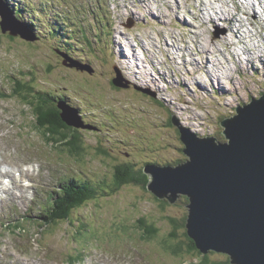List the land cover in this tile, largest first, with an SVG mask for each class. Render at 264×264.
<instances>
[{
  "label": "rangeland",
  "instance_id": "rangeland-1",
  "mask_svg": "<svg viewBox=\"0 0 264 264\" xmlns=\"http://www.w3.org/2000/svg\"><path fill=\"white\" fill-rule=\"evenodd\" d=\"M8 2L27 5L23 16L35 20V31L27 19L18 18L19 30L32 40L3 33L0 25V183L4 191L14 182L30 191L0 201V264H232L222 253H208L207 262L198 249L188 250L182 198L163 204L135 183L105 187L53 225L42 226L38 204L61 196L68 176L109 186L119 165L137 170L186 161L172 113L192 134L224 141L220 122L264 93V0ZM100 21L109 29L96 41ZM62 41L78 50L64 54ZM119 75L133 88L113 85ZM22 83L53 94L48 109L66 102L63 113L91 125L78 129L83 154L37 128L35 109L26 104L33 95L15 92ZM141 219L156 227L155 235L143 237Z\"/></svg>",
  "mask_w": 264,
  "mask_h": 264
},
{
  "label": "water",
  "instance_id": "water-1",
  "mask_svg": "<svg viewBox=\"0 0 264 264\" xmlns=\"http://www.w3.org/2000/svg\"><path fill=\"white\" fill-rule=\"evenodd\" d=\"M0 16L3 33L34 39L19 30L4 0ZM113 83L129 85L121 75ZM235 111L220 122L224 141L192 134L172 113L187 159L177 165L148 164L144 170L148 189L159 198L171 204L188 198L187 234L203 255L217 252L232 264H264V93ZM63 120L88 127L78 115L71 119L64 112Z\"/></svg>",
  "mask_w": 264,
  "mask_h": 264
},
{
  "label": "trees",
  "instance_id": "trees-1",
  "mask_svg": "<svg viewBox=\"0 0 264 264\" xmlns=\"http://www.w3.org/2000/svg\"><path fill=\"white\" fill-rule=\"evenodd\" d=\"M6 5L10 8L11 12L15 14L17 18L21 19H27L29 22H26L27 26L29 27L30 30L35 31L34 29V19H28V17L23 16L25 14V11L27 10V5L24 6H16L15 4H11L8 2V0H4ZM20 3V2H19ZM22 5V4H21ZM31 6V4H29ZM28 13V11H27ZM34 13V12H33ZM38 19V18H37ZM34 20V21H33ZM108 27L110 23H107ZM107 25L102 23L100 21V24L97 28V35L95 37L96 41L99 40L103 35L104 32L102 30L106 31V34L108 33V29L106 28ZM62 29V27H60ZM63 32V29L61 30ZM39 33V32H38ZM67 35L68 33L65 32ZM35 34V33H33ZM59 34H54V38L57 39ZM71 35V34H70ZM57 36V38H56ZM86 39L87 38H92L89 37L87 34H85ZM72 37V35H71ZM93 39V38H92ZM91 45H94V42L90 39ZM63 44V53L68 55L69 50L74 52L77 47L72 43H65L61 42ZM74 47V49L72 48ZM61 50V49H60ZM78 50V49H77ZM31 80H34L31 78ZM114 78L112 79V84ZM20 84V83H19ZM16 87L15 92H19L24 89V93H27L28 95H33L34 98H31L30 100L26 101V104L33 105V108L35 109L34 111V116L39 119L37 128L42 129L44 131V134H46L49 137L50 141L53 142H63L64 146L67 147L69 152L71 154H76L80 155L81 153L83 154L84 148H83V137L80 135V131L78 130L79 128H85V127H77L74 125H68L64 120H63V110L60 108L59 103L56 101L55 103L57 104L58 107L54 108L55 112L51 110L50 108L48 109L47 103L51 106L52 103L51 101H55L56 98L53 96V94L49 93L48 90L38 88L36 85H26L25 83H22V85H19ZM130 85V84H129ZM133 88V85H130ZM26 91V92H25ZM51 100V101H50ZM37 102V103H36ZM66 107H69L70 105L67 104L66 102H63ZM246 104V103H245ZM75 111V110H74ZM79 116V115H78ZM171 120L169 121L170 124L173 123V118L172 116ZM85 124V123H84ZM171 124V125H172ZM87 125V124H86ZM89 128L91 125H87ZM71 129H74L76 132L71 133L70 135L68 134V131ZM67 131V133H65ZM179 131V129H178ZM58 139H62L58 140ZM57 144V143H55ZM184 162V161H182ZM180 160L176 161L174 163L175 165L182 163ZM170 164V163H169ZM148 165V164H147ZM145 166L141 167L140 169L133 170L131 168V164H124L122 166H117L115 169V179L113 185L106 184L104 181L97 182V185H92L91 180H77L74 177H68L67 180L62 183L64 187V197H60V195H54L52 197V200L47 201L45 204H41V212L44 223L42 226L46 225H53L58 223L61 220H68L69 217L72 215L74 210L81 209L82 207H85L86 204L89 203V201L92 198H95L97 195L101 194L100 192H105L106 188L109 187V189L112 191H116L117 189L121 188L123 185L130 184V183H135L137 185H141L144 188L148 189V184L150 181V176L145 173ZM90 182V183H89ZM69 189L73 190L69 192ZM150 191V190H149ZM110 192V191H108ZM62 193V194H63ZM155 195V194H154ZM156 196V195H155ZM157 197V196H156ZM159 198V197H157ZM184 201V204L188 203V198L186 196L181 197ZM160 199V198H159ZM163 204H171L168 199H162L161 200ZM85 204V205H84ZM173 205V204H172ZM46 213H49V215H46ZM187 219V217H186ZM186 219L183 222V224L186 227ZM141 222H144L145 225L147 226L146 230V235L147 237H150L151 235H155V230L156 227L152 226L151 224H148L145 219H141ZM149 225V226H148ZM16 227V225H10ZM19 229V228H17ZM185 235L188 237V250L191 252H198L197 247L195 246V242L188 236L187 230L185 232ZM152 237V236H151ZM206 257L204 258L205 261L209 262L208 254L205 255ZM204 262V261H203Z\"/></svg>",
  "mask_w": 264,
  "mask_h": 264
},
{
  "label": "bare ground",
  "instance_id": "bare-ground-1",
  "mask_svg": "<svg viewBox=\"0 0 264 264\" xmlns=\"http://www.w3.org/2000/svg\"><path fill=\"white\" fill-rule=\"evenodd\" d=\"M262 1L263 0H261V3H262ZM254 7H255V9H256V5H255V3L253 2V1H251L250 2ZM201 7H202V5H204V2H202L201 4ZM213 5V4H212ZM250 5V4H249ZM205 6H207V4L205 3ZM248 7H250V6H248ZM263 8H264V4H263ZM255 9H253L254 11H255ZM257 11V10H256ZM258 12V11H257ZM261 13V12H260ZM227 14V13H226ZM229 16V15H228ZM222 17H227V15H224V13H223V15H222ZM229 19L230 20H236V21H238L239 19L238 18H236V16L234 15V17L233 16H229ZM264 19V18H263ZM21 23V22H20ZM234 25H236V24H234L233 23V26ZM253 30V29H252ZM33 33V32H32ZM244 39L242 38V39H240V41H243ZM246 40V39H245ZM246 46H247V44H246ZM248 48H250L249 46H248ZM251 53V52H250ZM1 115V114H0ZM1 117V116H0ZM2 145V144H1ZM1 149V148H0ZM8 161V160H7ZM9 162V161H8ZM28 171V173L30 174V176H31V178H32V172L31 171H29V170H27ZM0 172L3 174V170H0ZM1 176H3V175H1ZM5 177V176H4ZM30 184H25V186H29ZM15 189H18V191H16ZM28 192V193H27ZM29 190H28V188L27 187H20V186H16V182H14V184H12V186H8V187H6V189H5V191H4V194H7V195H9V196H12V197H14V198H16V200L19 198V197H26V193H27V195L29 194ZM154 194V193H153ZM158 197V196H157ZM161 199V198H160ZM14 200V199H13ZM24 201H26V200H24ZM23 201V202H24ZM16 225V227L18 228V225L19 224H15Z\"/></svg>",
  "mask_w": 264,
  "mask_h": 264
},
{
  "label": "flooded vegetation",
  "instance_id": "flooded-vegetation-1",
  "mask_svg": "<svg viewBox=\"0 0 264 264\" xmlns=\"http://www.w3.org/2000/svg\"><path fill=\"white\" fill-rule=\"evenodd\" d=\"M118 87V86H117ZM162 200V199H161Z\"/></svg>",
  "mask_w": 264,
  "mask_h": 264
}]
</instances>
